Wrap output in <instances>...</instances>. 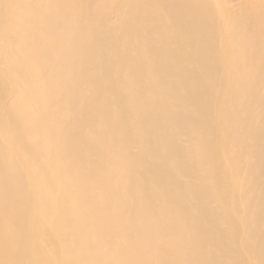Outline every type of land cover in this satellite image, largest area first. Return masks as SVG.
<instances>
[{"label": "bare ground", "instance_id": "6f19581e", "mask_svg": "<svg viewBox=\"0 0 264 264\" xmlns=\"http://www.w3.org/2000/svg\"><path fill=\"white\" fill-rule=\"evenodd\" d=\"M0 264H264V0H0Z\"/></svg>", "mask_w": 264, "mask_h": 264}]
</instances>
